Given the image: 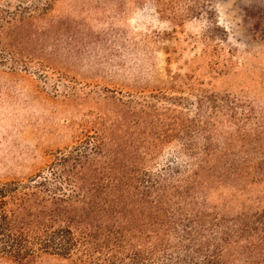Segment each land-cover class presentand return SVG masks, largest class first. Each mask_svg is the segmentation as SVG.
I'll use <instances>...</instances> for the list:
<instances>
[{
	"label": "trees",
	"instance_id": "obj_1",
	"mask_svg": "<svg viewBox=\"0 0 264 264\" xmlns=\"http://www.w3.org/2000/svg\"><path fill=\"white\" fill-rule=\"evenodd\" d=\"M56 1L0 9V65L35 66L65 89L77 54L99 65L113 52L103 36L106 52L93 50L101 42L84 30L64 37ZM156 1L172 22L205 12L200 0ZM105 91L110 113L81 124L43 170L0 182V264H264V117L199 90L160 111Z\"/></svg>",
	"mask_w": 264,
	"mask_h": 264
},
{
	"label": "rangeland",
	"instance_id": "obj_2",
	"mask_svg": "<svg viewBox=\"0 0 264 264\" xmlns=\"http://www.w3.org/2000/svg\"><path fill=\"white\" fill-rule=\"evenodd\" d=\"M18 1L0 0V9ZM158 2H55L51 15L63 22L64 37L84 30L88 39L101 42L93 50L106 52L103 36L112 46V60L98 65L91 53L80 52L70 60L73 67L62 69L70 80L65 89L35 66L12 72L0 65V182L43 170L56 152L71 146L81 124L113 110L103 95L115 87L126 97L132 90L139 103L159 111L170 107V98L183 110L185 99L193 102L199 90L264 117V0H200L204 13L177 22L158 13ZM32 46L36 58H45L48 49L35 41ZM169 147L174 148L164 145V155ZM258 191L253 187L248 195ZM42 264L78 263L49 257Z\"/></svg>",
	"mask_w": 264,
	"mask_h": 264
}]
</instances>
